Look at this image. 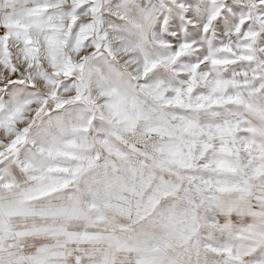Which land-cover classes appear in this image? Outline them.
I'll list each match as a JSON object with an SVG mask.
<instances>
[{
  "label": "clouds",
  "instance_id": "obj_1",
  "mask_svg": "<svg viewBox=\"0 0 264 264\" xmlns=\"http://www.w3.org/2000/svg\"><path fill=\"white\" fill-rule=\"evenodd\" d=\"M19 5L0 0V15ZM92 6L95 13L78 16L88 21L84 33L72 32L67 13L54 19L62 25V45L34 32L28 59L14 45L20 78L33 89L16 97L23 110L14 127L27 130L25 158L38 177H14L11 199L21 211L12 229L50 223V208L65 204L88 177L103 175L96 206L85 204L83 218L68 230L100 233L95 251L110 264H139L145 251L152 264H228L208 254L213 244L231 248L240 264H264V176L243 167L232 174L218 163L247 165L246 139L264 144V0H95ZM10 75L0 65V79ZM7 103L0 120L8 118ZM227 122L239 124L238 153L221 151L216 126ZM15 135L0 127V147ZM102 135L130 162L108 153ZM206 141L213 146L201 157ZM172 149L190 155L197 182L190 196L153 203L160 176L178 179L153 163ZM80 156L112 163L56 192L52 186L79 166ZM223 179L246 191L221 193L209 204L201 181L214 189ZM45 243L26 240L15 251L29 256Z\"/></svg>",
  "mask_w": 264,
  "mask_h": 264
},
{
  "label": "snow or ice",
  "instance_id": "obj_2",
  "mask_svg": "<svg viewBox=\"0 0 264 264\" xmlns=\"http://www.w3.org/2000/svg\"><path fill=\"white\" fill-rule=\"evenodd\" d=\"M6 5L9 2L15 3V0H3ZM95 0H20L18 8H14L12 13L0 15V65H4L11 73L10 78L0 79V107L7 103L10 109L7 120H0V127L7 128L9 133L16 132L14 138L6 142V147H0V264H110V258L107 255H97L95 243L100 239L101 234L95 231L87 230L81 232L69 231V226L76 220L83 218L85 212L84 205L96 206L98 199V187L103 184V175H94L84 180L80 190L70 196L63 205L50 208L47 215L52 217L50 223L37 225L25 231H16L12 229L11 220L14 216L20 214V206L11 199L13 191V179L15 176L23 177L25 173L34 179L38 173L33 170L29 159H26L27 130L18 132L14 125L22 112V107L16 101V97H23L33 91L28 81L20 78L24 68L17 63L14 45H19L24 49L25 59H28L36 44L33 33H39L51 46H60L64 43L61 39L58 29L62 25L54 23V19L67 15L73 21L72 32L84 33L88 21L78 18L79 13L90 9L91 12L97 11L92 5ZM191 15V13H189ZM178 23V21H175ZM223 27L222 24L218 25ZM175 42V41H174ZM226 86V82L224 83ZM153 90L158 89L159 85L151 86ZM162 95V93H160ZM207 99V97L205 98ZM217 132L223 143L221 151L228 153H238L241 144L237 142L238 123L227 122L223 126L217 125ZM152 128L149 131H158ZM209 140L213 138V133H208ZM100 143L108 153H114L124 162L128 161L125 153L114 149L105 136L100 137ZM213 145L207 141L203 143L200 153L201 157ZM243 148L249 153L247 165L237 166L231 161H219L220 166L226 171L236 174L241 172V168H250L257 176H264V144H258L254 139H246ZM99 157L80 156L81 163L77 168L68 172L62 181L57 182L52 187L56 192H63L72 184L78 182L86 173L97 169L98 167H107L112 161H105L103 165L99 163ZM153 163L164 168L177 176V180H169L164 176L159 177L156 185L155 195L152 198L154 203L159 197L168 196H190L193 191V185L197 182L196 176L192 173L195 167L190 155H185L179 149H172L168 156L163 160H155ZM23 170V171H22ZM182 170L184 174H182ZM151 181H149L150 183ZM208 187L201 189L202 196L207 198L209 204L214 198L221 194L233 190L246 191L243 184H235L228 179L217 180L215 188H212V182L201 181ZM56 192L49 191L48 195H55ZM41 199H47V196H41ZM254 198V197H253ZM243 208V204L241 205ZM227 210V209H226ZM40 239L48 241L41 245L37 252L22 257L15 249L26 240ZM117 243H120L117 241ZM143 243V242H141ZM208 254L228 258V264H240V261L234 256L233 250L228 247L218 245H209ZM139 264H152L150 255L145 254L140 258Z\"/></svg>",
  "mask_w": 264,
  "mask_h": 264
}]
</instances>
